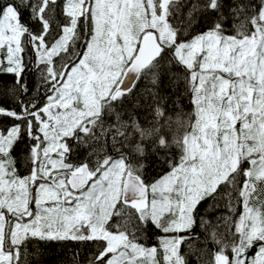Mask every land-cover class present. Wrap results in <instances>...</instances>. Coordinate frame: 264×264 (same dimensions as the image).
Returning a JSON list of instances; mask_svg holds the SVG:
<instances>
[{"label":"snow or ice","instance_id":"6c2138e0","mask_svg":"<svg viewBox=\"0 0 264 264\" xmlns=\"http://www.w3.org/2000/svg\"><path fill=\"white\" fill-rule=\"evenodd\" d=\"M0 264H264V0H0Z\"/></svg>","mask_w":264,"mask_h":264}]
</instances>
